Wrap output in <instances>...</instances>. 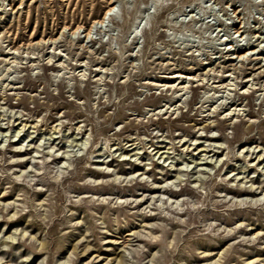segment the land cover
I'll return each mask as SVG.
<instances>
[{"label": "rangeland", "instance_id": "obj_1", "mask_svg": "<svg viewBox=\"0 0 264 264\" xmlns=\"http://www.w3.org/2000/svg\"><path fill=\"white\" fill-rule=\"evenodd\" d=\"M0 264H264V0H0Z\"/></svg>", "mask_w": 264, "mask_h": 264}, {"label": "bare ground", "instance_id": "obj_2", "mask_svg": "<svg viewBox=\"0 0 264 264\" xmlns=\"http://www.w3.org/2000/svg\"><path fill=\"white\" fill-rule=\"evenodd\" d=\"M113 3H114V1H110V2H109L110 5H109V7L107 8V10L105 11V13H104L102 19H101V20H95V21H93V25H95V24H97V23H102V22L104 21L105 18H109L111 15H113V13H112V10L114 9V8H113ZM93 25H92V26H93ZM79 28H81V27H77V29H79ZM242 53H243V52H241L240 54H242ZM172 76L179 77L180 75L174 74V75H172Z\"/></svg>", "mask_w": 264, "mask_h": 264}]
</instances>
